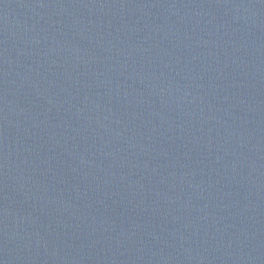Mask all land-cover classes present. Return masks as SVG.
Returning a JSON list of instances; mask_svg holds the SVG:
<instances>
[{
	"label": "water",
	"instance_id": "obj_1",
	"mask_svg": "<svg viewBox=\"0 0 264 264\" xmlns=\"http://www.w3.org/2000/svg\"><path fill=\"white\" fill-rule=\"evenodd\" d=\"M0 264H264V0H0Z\"/></svg>",
	"mask_w": 264,
	"mask_h": 264
}]
</instances>
